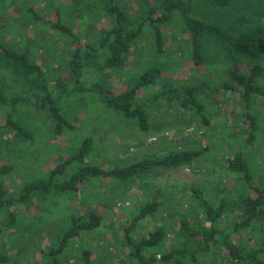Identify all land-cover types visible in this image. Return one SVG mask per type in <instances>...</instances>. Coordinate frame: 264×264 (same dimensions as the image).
<instances>
[{
  "label": "rangeland",
  "instance_id": "rangeland-1",
  "mask_svg": "<svg viewBox=\"0 0 264 264\" xmlns=\"http://www.w3.org/2000/svg\"><path fill=\"white\" fill-rule=\"evenodd\" d=\"M116 1L134 13L146 0ZM106 11L102 0H0V40L15 49L27 50L30 59L44 71L53 91L56 80L67 73L73 45L66 34L36 17L61 20L75 31L83 46L98 41L107 24ZM165 31L162 53L155 51L154 35L148 28L134 43L124 71L101 70L98 66L85 70L83 83L87 90L66 97L60 104L75 128L56 134L54 123L44 111L23 106L20 117L34 133V140H11L8 146L13 148L7 160L15 167L4 179L12 191L18 192L26 182L47 176L58 163L74 155L88 137L92 139L90 154L83 162H72L60 180L70 179L79 167L86 165L113 170L186 149H205L202 157L191 165L147 173L142 180L132 183L117 184L115 178H89L77 192L53 194L44 201L30 202L27 207L19 205L16 227L0 231V252L7 257L5 264H51L46 254L69 226L72 215L87 217L92 211L102 214L100 227L75 237L59 257L61 263L84 264L83 253L90 250L92 264H120L121 260L145 264L132 257L135 251L125 244V232L142 204L150 200L164 204L155 214L140 220L133 235L146 237L162 227L167 233L162 246L146 249L142 254L155 257L153 264H174L162 261L161 255L176 243L180 212L184 208L194 214L203 212L194 201L193 186L211 201L221 195L230 199L243 191L245 182L241 176L226 169L228 158L236 151L244 153L250 162L253 180L264 183V98H252L250 110L258 117L259 129L256 140L249 144L244 123L246 103L239 88L245 81L244 67L195 66L182 23L170 22ZM154 66L163 69L162 77L158 84L144 88L139 94V101L145 103L149 113L147 131L106 108L98 94L88 90L92 84L100 83L110 94H116L138 74ZM0 79L2 87L10 93L20 92V85L10 74H3L1 68ZM224 81H229L231 89L222 86ZM192 83L201 90L198 100L205 106L203 114L180 104ZM169 88L176 90L166 92ZM3 115L4 110L0 118ZM6 158L5 153L0 154V162ZM230 217V214L224 217L222 229L231 228ZM3 221L0 216V224ZM236 238L261 244L264 233L248 230ZM218 252L215 248L195 264H223Z\"/></svg>",
  "mask_w": 264,
  "mask_h": 264
},
{
  "label": "trees",
  "instance_id": "trees-1",
  "mask_svg": "<svg viewBox=\"0 0 264 264\" xmlns=\"http://www.w3.org/2000/svg\"><path fill=\"white\" fill-rule=\"evenodd\" d=\"M102 1L108 19L95 44L81 46L75 31L59 19L45 21L40 16L36 17L52 29L66 34L73 45L67 73L56 80L53 91L44 71L30 59L27 50L15 49L0 40V68L3 74H10L21 88L18 93H10L2 87L0 79V113L4 110L0 118V122H3L0 124V154L7 156L6 160L0 162V216L4 219L0 231L8 232L16 227V209L19 205L27 207L30 202L44 201L53 194L77 192L89 178H115L117 184L132 183L142 180L147 173L191 165L202 157L205 149H186L160 157H148L113 170L86 165L79 167L70 179L60 180L72 162H83L90 154L92 139L88 137L74 155L58 163L47 176L26 182L20 191H12L4 179L15 167L7 160L13 148L8 146L11 140H34V133L20 117L21 108L32 106L44 111L54 123L56 134L75 128L60 104L66 97L87 90L83 76L88 67L124 71L129 65L134 43L148 28L154 35L155 51L158 53L163 51L165 27L178 20L188 35L186 44L195 66L224 64L244 67L245 81L240 83L239 88L246 103L244 123L248 131L247 143L256 140L258 117L251 113L250 106L253 96L264 98V0H146L134 13L116 0ZM162 70L154 66L141 72L116 94H110L100 83L92 84L88 90L97 93L106 108L134 122L142 131H147L150 127L149 113L145 103L139 101V94L144 88L158 84ZM222 86L231 89L229 81H224ZM175 90L169 88L166 92ZM185 95L180 104L203 114L205 106L198 100L201 90L195 83L188 86ZM226 169L241 176L245 182L243 191L230 199L221 195L218 200L211 201L198 187L193 186L194 201L203 212L194 214L188 208L180 212L179 236L173 247L162 253V261L195 264L217 248L223 264H264V242L251 244L246 239L236 238L248 230H262L264 233V183L253 180L252 166L241 151L228 158ZM163 204L159 200L142 204L126 228L125 244L134 248L132 257L145 264H153L157 259L142 252L162 246L167 233L161 227L146 237H135L133 230L140 220L155 214ZM228 214L231 216V228L225 230L220 223ZM102 220V214L97 211L90 212L87 217L72 215L71 223L46 254L51 264H62L59 257L63 256L69 243L84 232L97 230ZM83 254L84 264H92L91 251L85 250ZM6 262L7 257L0 252V264ZM120 264L129 263L121 260Z\"/></svg>",
  "mask_w": 264,
  "mask_h": 264
}]
</instances>
